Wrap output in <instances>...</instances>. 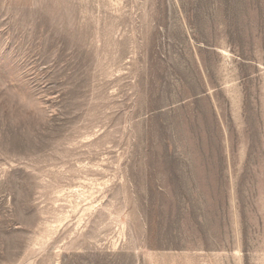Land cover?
Listing matches in <instances>:
<instances>
[{
    "label": "rangeland",
    "instance_id": "obj_1",
    "mask_svg": "<svg viewBox=\"0 0 264 264\" xmlns=\"http://www.w3.org/2000/svg\"><path fill=\"white\" fill-rule=\"evenodd\" d=\"M0 264H264V0H0Z\"/></svg>",
    "mask_w": 264,
    "mask_h": 264
}]
</instances>
